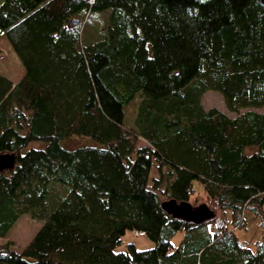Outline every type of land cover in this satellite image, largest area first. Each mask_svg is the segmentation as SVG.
<instances>
[{"label":"trees","instance_id":"16d2710c","mask_svg":"<svg viewBox=\"0 0 264 264\" xmlns=\"http://www.w3.org/2000/svg\"><path fill=\"white\" fill-rule=\"evenodd\" d=\"M258 1L2 0L0 38L24 76H0V155L16 160L0 173V240L21 215L42 226L21 253L0 247V264H264V239L235 233L247 211L264 229ZM209 91L238 116L205 111ZM71 138L100 146L65 149ZM195 181L216 212L200 225L161 208L163 196L188 202ZM126 231L155 246L117 252Z\"/></svg>","mask_w":264,"mask_h":264},{"label":"rangeland","instance_id":"374dc122","mask_svg":"<svg viewBox=\"0 0 264 264\" xmlns=\"http://www.w3.org/2000/svg\"><path fill=\"white\" fill-rule=\"evenodd\" d=\"M2 0H0V5ZM107 13L92 15L85 24L84 35L87 41L92 42L102 38L104 32L101 33L104 26L106 25ZM0 76L9 80L13 86H15L24 76V69L20 63L18 57L11 49L10 45L4 38H0ZM201 105L205 111L210 109H217L230 119L236 118L238 115L230 112L225 104L224 98L221 94L215 91H209L205 93L201 98ZM256 113L264 114V108L253 109ZM245 110H240L239 114H243ZM134 111H129V124L133 122ZM147 144L143 141L140 142V146H146ZM43 143H34L31 148H44ZM65 149L72 150L79 147H99L92 140L85 138H71L62 143ZM158 178L156 168H153L150 174V180ZM195 194L187 202L190 207L195 210L201 205L207 206L209 210H212L206 203L204 197L203 187L196 181L193 183ZM164 188V186H162ZM162 202L169 201L167 196L161 197ZM212 212H214L212 210ZM216 214V212H214ZM246 220V227L242 229H236L235 233L241 242L250 244L253 247L256 241L264 239V229L258 227V218H253V215L247 211L244 215ZM228 220H231L230 214H227ZM230 222V221H229ZM42 226V222L32 218L28 214L21 215L16 224L10 230L5 239L0 240V247L8 246L18 253H21L23 249L28 245L33 236ZM213 223V228H214ZM184 233L178 232L172 242L177 246L183 238ZM122 243L117 252H123L126 250L128 244L134 245L137 251H145L152 249L155 244L145 234H139L134 231H126L122 237Z\"/></svg>","mask_w":264,"mask_h":264},{"label":"water","instance_id":"95a60500","mask_svg":"<svg viewBox=\"0 0 264 264\" xmlns=\"http://www.w3.org/2000/svg\"><path fill=\"white\" fill-rule=\"evenodd\" d=\"M258 3L264 9V0H259ZM74 24L77 22H72L70 26ZM15 161L14 155H0V173L13 170ZM161 208L168 215L194 225H200L214 218L212 210H209L205 205L193 210L187 202H177L174 199L163 202Z\"/></svg>","mask_w":264,"mask_h":264}]
</instances>
